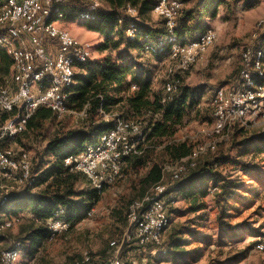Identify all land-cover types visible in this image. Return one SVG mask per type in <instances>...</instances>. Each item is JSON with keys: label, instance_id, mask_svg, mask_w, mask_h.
<instances>
[{"label": "rangeland", "instance_id": "1", "mask_svg": "<svg viewBox=\"0 0 264 264\" xmlns=\"http://www.w3.org/2000/svg\"><path fill=\"white\" fill-rule=\"evenodd\" d=\"M180 1L188 5L187 8L184 5V10H188L199 0ZM227 1L228 6L219 7L216 16L208 17L203 21L202 33L208 28L215 29L217 41L189 71L181 76L183 86L193 88L198 94L195 96V107L189 110L184 125L178 129L176 135L169 140L146 143L144 154L139 158L143 161L142 165L137 167L132 161L125 163L121 177L104 189L99 202L88 212L91 215H86L53 241H46L34 254L28 253V244L24 243V240L29 230L38 224L32 221L29 212L11 215L15 219V225L12 230L0 235V251L12 248L16 242H21L23 250L13 264H68L80 258L84 252H90L104 259L109 258L117 250L128 264H232L235 257L242 260L236 264H264V251L256 249L258 243L264 239V155L250 149L246 151L244 157H239L244 150L242 141L264 132V117L253 119L245 127L236 128L222 138L211 135L215 92L236 85L241 70V54L245 48L256 44L253 36L260 34V40L264 41V0H257V4L251 9L245 7L244 0ZM100 2L102 4L100 11L111 10L106 0ZM71 6L77 8L76 0H73ZM72 10L74 9L70 7L66 13L68 16L61 22V26L81 42L94 46L91 64L102 63L106 59L116 64H142L150 70V74L143 78H151L154 90H163L168 84L167 70L172 64L138 50H129L125 43L116 48L114 44L122 42L119 36L113 35L108 42L101 34L90 31L86 27V22L76 15H71ZM137 22L156 28L161 27L162 20L150 12L146 16L138 17ZM260 22L263 23L262 26H259ZM104 44H107V48L102 50L101 46ZM138 71L140 69L136 67L133 72ZM9 73L0 72V83L9 76ZM133 89L136 87L134 86ZM85 111L71 110L64 116H53L44 121L41 127L28 131L15 143H11L16 151L23 150L30 154L34 176L39 175L37 168L41 163L43 167L54 163V158L46 152L49 141L55 137H62L69 131L85 127L88 118L86 113L83 114ZM106 119H109V116H106ZM209 144H215L216 150L208 151L203 155L198 161V167L220 160L216 171L236 182L237 193L226 205L225 219L231 226L240 225L241 228L232 231L219 226L216 192H213L214 182L211 181L208 195L202 199L205 204L203 210L197 212L191 210L195 205H199V201L195 203L184 201L179 194L167 196L170 201L167 210L171 225L164 234V244L161 248H143L123 242L129 206L132 201L143 195L142 182L151 168L157 165L162 169L164 184L169 190H173L180 182L171 179V172L178 166H185L188 156L180 158L174 150L169 151L167 148L186 145L193 150ZM242 164L248 169L242 170ZM83 177L76 183L75 189L91 190L88 179L84 175ZM25 187L26 184L20 183L18 177L0 176V197L4 194L22 192ZM40 188L35 189L34 192ZM174 230L185 233L182 234V239L188 243L187 252L191 253L199 249V254H189L184 259L172 257L168 245ZM191 231L197 236L191 235L189 233ZM200 237H207L208 240L198 242L197 238ZM112 242H116V246H111Z\"/></svg>", "mask_w": 264, "mask_h": 264}, {"label": "built area", "instance_id": "2", "mask_svg": "<svg viewBox=\"0 0 264 264\" xmlns=\"http://www.w3.org/2000/svg\"><path fill=\"white\" fill-rule=\"evenodd\" d=\"M153 14L164 20L167 35L158 44L144 45L143 53L154 56L164 45L169 47L164 58L172 66L167 70L170 79L165 87L167 96L163 103L181 86V76L189 71L217 41V32L206 29L197 39L182 43L175 34L178 20L184 12L180 0H154ZM73 0H0V51L11 60L9 76L0 83V176L19 178L20 183L34 180L32 163L27 151H16L11 143L27 129L29 120L39 108L50 110L61 117L71 112L69 89L75 84V76L84 72L92 58L94 46L81 42L61 26ZM79 18L86 22L97 14L100 0H76ZM125 14L137 21L138 10L127 6ZM260 22L259 26H262ZM138 27L132 23L126 36L136 39ZM260 34L254 35L256 44L241 54V70L236 85L218 89L213 98L214 122L211 135L222 138L235 128H243L253 119L264 117V49ZM86 111L83 113L85 114ZM7 116V119L2 118ZM146 123L143 119H116L113 128L101 135L97 143L84 152L64 160L66 167L83 174L91 189L103 192L120 177L124 162L132 156L144 153ZM216 150L215 144L193 149L187 164L171 172V179L180 181L208 151ZM168 187L162 183L153 186L142 198L131 202L127 214V228L123 242L139 247L161 248L164 234L170 225L167 210ZM217 188L213 189L216 192ZM0 197V204L7 200ZM167 199V200H166ZM88 216L91 213L87 214ZM62 208L46 221L50 232L48 241L71 228ZM15 219L0 213V235L13 229ZM111 246H116L112 242ZM264 251V239L256 246ZM20 251H3L2 264H13ZM70 264H128L115 251L109 258L100 259L84 252Z\"/></svg>", "mask_w": 264, "mask_h": 264}, {"label": "trees", "instance_id": "3", "mask_svg": "<svg viewBox=\"0 0 264 264\" xmlns=\"http://www.w3.org/2000/svg\"><path fill=\"white\" fill-rule=\"evenodd\" d=\"M244 2L245 7L251 9L258 1L244 0ZM106 3L111 10L108 12L99 11L91 20L86 21V27L90 31L104 36L108 42L111 41L113 35L119 36L122 42L115 43L116 48L125 43L127 49L143 52L144 45L158 44L167 35L164 20L161 19V27L155 28L145 26L125 14V9L129 5L138 10V17L146 16L153 11L154 0H106ZM228 4L227 0H199L193 8L184 10L175 29L176 36L184 44L197 39L204 29V19L216 16L218 8L228 6ZM72 9L74 10L71 15L79 17L75 8ZM67 16L68 14H66ZM132 23L138 27V34L134 40L126 36V30ZM262 44L264 49L263 40ZM105 48H107V44L101 46L102 50ZM168 51L169 47L164 45L161 52L151 57L164 60ZM11 65L10 58L0 51V72L9 73ZM136 67H139L140 71L133 72ZM83 69L84 72L75 76V84L69 89V107L78 112L86 110L88 118L85 127L69 131L62 137H55L49 141L46 152L54 158V163L47 167H43L41 163L37 168V172H40L39 175L34 176V180L30 183H25L26 187L23 191L8 194L7 200L0 204V213L12 217L11 215H18L21 212H29L32 215V221L38 224L29 230L24 240V243L30 247H27L30 254L37 252L49 240L50 232L46 227V221L52 217L56 210L60 208L64 210L63 217L71 223L72 227L92 210L104 192L99 193L93 189L77 191L76 183L84 177L79 172L72 171L71 167L64 165L66 158L78 155L84 152L88 146L97 143L101 135L113 128L115 120L118 118L124 120L143 119L146 123V143L172 139L178 129L184 125L189 110L196 105L195 96L198 91L183 86V83L170 100L163 103V99L167 96L166 86L163 90H154L151 78H143L150 74V70L142 64H116L106 59L97 64H91L89 61L83 66ZM134 86L136 89H133ZM53 116L56 115L50 110L39 108L29 120L26 131L17 140L26 135L28 131L41 127L44 121ZM106 116H109V119H106ZM2 119H7V116ZM241 145L245 151L241 152L240 158L244 157L246 151L250 149H253L257 154L264 155V132L246 138ZM167 149L174 150L180 158L189 156L192 151L186 145ZM143 154L127 158L124 164L132 161L137 167L142 165L143 161L139 158ZM223 160H227V158H223ZM219 163L220 160H216L190 170L181 179L182 181H178L179 183L173 190L167 189L166 195L179 194L184 201L194 203L199 201V205H195L191 209L193 212H197L204 209L205 204L202 199L208 195L209 182L213 181L214 188H217L215 193L218 208L217 222L221 228L226 227L237 231L241 226H231L225 219L226 205L237 193L236 182L216 171ZM236 163L238 164V161ZM242 167L244 171L248 169L245 164H242ZM32 174L34 175L33 171ZM162 183H164L162 169L154 165L142 182L144 190H147H142L143 195L140 198L153 186ZM38 188L40 189L34 192ZM189 233L197 236L193 231ZM182 234L185 233L176 232V230L171 234L168 245L171 256L175 259H184L189 254H199V249H195L191 253L186 251L188 243L184 242ZM197 239L198 242L208 240L207 237ZM14 249L21 252L23 250L22 243L16 242L12 248L7 250ZM3 251H0V256ZM240 261L242 260L239 257H235L232 264ZM0 264H2L1 261Z\"/></svg>", "mask_w": 264, "mask_h": 264}, {"label": "crops", "instance_id": "4", "mask_svg": "<svg viewBox=\"0 0 264 264\" xmlns=\"http://www.w3.org/2000/svg\"><path fill=\"white\" fill-rule=\"evenodd\" d=\"M184 5H185L186 8L188 7V5L186 3H184Z\"/></svg>", "mask_w": 264, "mask_h": 264}]
</instances>
